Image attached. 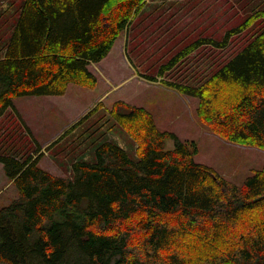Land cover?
I'll return each instance as SVG.
<instances>
[{"label": "trees", "instance_id": "obj_1", "mask_svg": "<svg viewBox=\"0 0 264 264\" xmlns=\"http://www.w3.org/2000/svg\"><path fill=\"white\" fill-rule=\"evenodd\" d=\"M146 1L24 0L0 58V117L18 96L95 87L90 64ZM167 83L199 99L197 115L216 135L264 150V31L201 85ZM111 113L138 160L105 141L95 162H74L66 177L39 165L40 150L0 154L19 191L0 206V264H264V168L237 184L144 106L119 100Z\"/></svg>", "mask_w": 264, "mask_h": 264}, {"label": "rangeland", "instance_id": "obj_2", "mask_svg": "<svg viewBox=\"0 0 264 264\" xmlns=\"http://www.w3.org/2000/svg\"><path fill=\"white\" fill-rule=\"evenodd\" d=\"M23 2L0 0V58ZM263 11L264 0H147L109 54L91 64L95 87L72 82L64 94L14 98L0 117V154L26 159L40 150L39 165L66 177L73 175L74 162H95L105 141L138 160L135 138L111 113L123 100L147 108L161 130L197 142V161L242 184L264 168V150L216 135L197 115L199 99L167 80L201 85L264 31ZM174 145L169 139L168 148ZM17 198L18 188L0 161V206Z\"/></svg>", "mask_w": 264, "mask_h": 264}, {"label": "crops", "instance_id": "obj_3", "mask_svg": "<svg viewBox=\"0 0 264 264\" xmlns=\"http://www.w3.org/2000/svg\"><path fill=\"white\" fill-rule=\"evenodd\" d=\"M18 19H19V17H18ZM18 19H17V21H18ZM91 64H94V63H91ZM91 64H90V66H91Z\"/></svg>", "mask_w": 264, "mask_h": 264}]
</instances>
